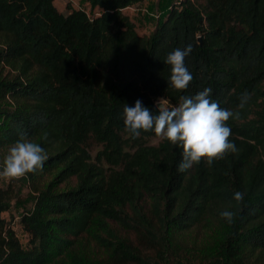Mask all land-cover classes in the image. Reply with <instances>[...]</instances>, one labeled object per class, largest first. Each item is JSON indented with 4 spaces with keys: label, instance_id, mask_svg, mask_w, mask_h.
Wrapping results in <instances>:
<instances>
[{
    "label": "trees",
    "instance_id": "obj_1",
    "mask_svg": "<svg viewBox=\"0 0 264 264\" xmlns=\"http://www.w3.org/2000/svg\"><path fill=\"white\" fill-rule=\"evenodd\" d=\"M87 1L92 17L0 0V163L21 131L46 152L23 176L27 246L0 188V264H264V0H171L148 35L123 11L145 0ZM188 44L193 79L176 90L165 57ZM205 87L240 113L227 121L236 151L178 171L180 148L125 130L123 103L157 111Z\"/></svg>",
    "mask_w": 264,
    "mask_h": 264
},
{
    "label": "clouds",
    "instance_id": "obj_2",
    "mask_svg": "<svg viewBox=\"0 0 264 264\" xmlns=\"http://www.w3.org/2000/svg\"><path fill=\"white\" fill-rule=\"evenodd\" d=\"M191 49V44L183 48L177 47L165 57V63L170 65L168 83L176 90L186 89L193 79L185 64V57L190 54ZM211 92V87H205L194 95L181 96L180 103L172 107L157 102V111L150 110L139 98L131 105L123 103L121 116L124 128L133 138L139 136L141 130L153 131L168 143L180 148L178 171H185L202 160L211 164L226 152L236 151L235 143L229 139L231 127L227 121L230 118L235 120L240 115L230 108L220 107L210 95ZM249 96L247 91L242 93L237 107L243 108ZM45 159L44 148L26 132L21 131L0 164V177H23L42 167ZM242 198V192L234 193L235 200ZM220 215L231 222L233 212L226 209Z\"/></svg>",
    "mask_w": 264,
    "mask_h": 264
},
{
    "label": "rangeland",
    "instance_id": "obj_3",
    "mask_svg": "<svg viewBox=\"0 0 264 264\" xmlns=\"http://www.w3.org/2000/svg\"><path fill=\"white\" fill-rule=\"evenodd\" d=\"M171 0H145L141 3L134 4V10L126 11V15L137 23L139 33L150 34L156 27L164 11L168 8ZM71 3L73 7L83 9L90 15L93 10L87 0H54L55 6L62 13L67 14L69 11L66 8L67 3ZM164 106H169L168 101H161ZM162 140L161 136L150 137L146 140L149 145H158ZM101 146L94 141L88 143V150L92 157H95ZM2 164V163H0ZM11 187L13 198L10 201L8 211L3 213L6 221L12 222L15 232L24 246H27L28 236L20 224V217L26 211H30L34 205V194L27 179L20 177L16 179H8L0 177V188ZM122 234H125L121 231ZM134 237L133 235H130Z\"/></svg>",
    "mask_w": 264,
    "mask_h": 264
},
{
    "label": "built area",
    "instance_id": "obj_4",
    "mask_svg": "<svg viewBox=\"0 0 264 264\" xmlns=\"http://www.w3.org/2000/svg\"><path fill=\"white\" fill-rule=\"evenodd\" d=\"M134 6L137 7V9H138V6H136V5H130V6L125 7V8L123 9V11L126 13V11H128V10H134ZM75 8H76V7H75ZM90 8H91V7H90ZM87 13H88V12H87ZM98 14H99V10L96 9L94 15H98ZM88 15H89V17H92V16H93V14L90 15L89 13H88Z\"/></svg>",
    "mask_w": 264,
    "mask_h": 264
},
{
    "label": "crops",
    "instance_id": "obj_5",
    "mask_svg": "<svg viewBox=\"0 0 264 264\" xmlns=\"http://www.w3.org/2000/svg\"><path fill=\"white\" fill-rule=\"evenodd\" d=\"M132 21L136 24V26H137V23L132 19ZM137 31H138V29H137ZM139 32V31H138ZM143 34V33H142Z\"/></svg>",
    "mask_w": 264,
    "mask_h": 264
},
{
    "label": "water",
    "instance_id": "obj_6",
    "mask_svg": "<svg viewBox=\"0 0 264 264\" xmlns=\"http://www.w3.org/2000/svg\"><path fill=\"white\" fill-rule=\"evenodd\" d=\"M158 104H160V105H164L162 102H159Z\"/></svg>",
    "mask_w": 264,
    "mask_h": 264
}]
</instances>
